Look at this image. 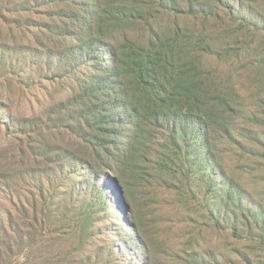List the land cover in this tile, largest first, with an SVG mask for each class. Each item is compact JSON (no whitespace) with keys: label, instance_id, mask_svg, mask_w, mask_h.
<instances>
[{"label":"rangeland","instance_id":"1","mask_svg":"<svg viewBox=\"0 0 264 264\" xmlns=\"http://www.w3.org/2000/svg\"><path fill=\"white\" fill-rule=\"evenodd\" d=\"M89 1L0 0V264H243L244 257L264 264L260 174L247 178L242 202L226 209L221 176L196 146L189 163L174 156L176 181L149 174L139 215L113 175L76 159L84 150L76 98L88 73L97 75L88 62L99 51L91 46L97 11ZM223 1L227 10L218 11L230 19L234 56L220 67L253 91L264 76V10L260 0L250 10L241 0ZM225 160L231 171L243 163L228 151ZM234 215L241 225L248 218L252 231L232 228ZM145 221L164 235L163 261L150 262L137 227Z\"/></svg>","mask_w":264,"mask_h":264},{"label":"trees","instance_id":"2","mask_svg":"<svg viewBox=\"0 0 264 264\" xmlns=\"http://www.w3.org/2000/svg\"><path fill=\"white\" fill-rule=\"evenodd\" d=\"M223 2L88 3L97 11L90 33L91 46L99 51L94 49L88 62L97 75L88 73L76 98L78 141L84 150L75 157L96 174L113 175L139 215L138 196L148 189L151 173L163 181L165 176L176 181L181 173L174 169V156L189 163L196 146L204 153V164L221 176L226 209L236 200L242 202L248 177L260 174L264 183V76L258 74L260 87L247 91L237 83L240 74L222 71V62L234 56L227 41L234 34L226 24L230 19L218 11L227 10ZM256 2L241 0L246 10ZM257 5L264 10V0ZM261 16L264 20V11ZM217 22L222 25L218 31L213 26ZM211 60L218 66H211ZM226 151L243 162L237 167H245L229 170ZM233 217L232 228L252 231L248 218L243 217L241 225ZM43 218L40 222L47 228L50 218ZM222 220L229 222L226 217ZM137 227L150 262L163 261L164 235L147 221ZM152 232L159 235L155 238ZM7 252L14 262L20 260V255L18 259V254ZM241 259L252 264L249 258Z\"/></svg>","mask_w":264,"mask_h":264}]
</instances>
